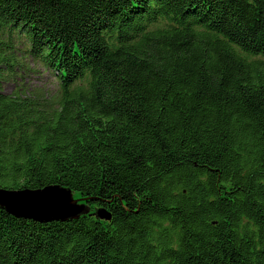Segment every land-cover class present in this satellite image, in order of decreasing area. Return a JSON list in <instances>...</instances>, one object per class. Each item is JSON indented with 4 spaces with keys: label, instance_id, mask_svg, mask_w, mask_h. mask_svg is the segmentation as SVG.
Masks as SVG:
<instances>
[{
    "label": "trees",
    "instance_id": "trees-1",
    "mask_svg": "<svg viewBox=\"0 0 264 264\" xmlns=\"http://www.w3.org/2000/svg\"><path fill=\"white\" fill-rule=\"evenodd\" d=\"M53 184L89 212L0 207V264H264V0H0V188Z\"/></svg>",
    "mask_w": 264,
    "mask_h": 264
},
{
    "label": "water",
    "instance_id": "water-1",
    "mask_svg": "<svg viewBox=\"0 0 264 264\" xmlns=\"http://www.w3.org/2000/svg\"><path fill=\"white\" fill-rule=\"evenodd\" d=\"M0 207L16 216L37 221L71 220L84 215L88 207L73 197L70 188L53 184L38 189L9 190L0 188ZM99 219H110L104 209L96 212Z\"/></svg>",
    "mask_w": 264,
    "mask_h": 264
},
{
    "label": "rangeland",
    "instance_id": "rangeland-1",
    "mask_svg": "<svg viewBox=\"0 0 264 264\" xmlns=\"http://www.w3.org/2000/svg\"><path fill=\"white\" fill-rule=\"evenodd\" d=\"M18 57L20 59L18 63L20 67L16 69L19 77L17 79V83L20 88L19 92H22L19 94H23L27 97L31 96L33 99H55V92L57 91L58 87L54 81V78L49 76L47 71H44L40 66L33 63L28 57H26L24 53H21ZM3 88L7 92H12L13 90L9 84H6L3 86ZM88 212L89 208L87 213Z\"/></svg>",
    "mask_w": 264,
    "mask_h": 264
},
{
    "label": "bare ground",
    "instance_id": "bare-ground-1",
    "mask_svg": "<svg viewBox=\"0 0 264 264\" xmlns=\"http://www.w3.org/2000/svg\"><path fill=\"white\" fill-rule=\"evenodd\" d=\"M43 70L46 71L44 67H43Z\"/></svg>",
    "mask_w": 264,
    "mask_h": 264
}]
</instances>
